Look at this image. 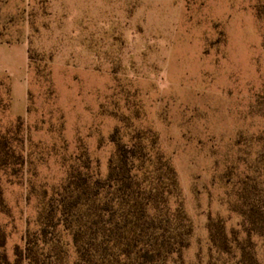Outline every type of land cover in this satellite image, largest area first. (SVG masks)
<instances>
[{
	"label": "rangeland",
	"instance_id": "374dc122",
	"mask_svg": "<svg viewBox=\"0 0 264 264\" xmlns=\"http://www.w3.org/2000/svg\"><path fill=\"white\" fill-rule=\"evenodd\" d=\"M255 2L0 0V41H25L29 54L27 101L12 110L0 85V136L9 131L24 158L15 175L0 171L10 260L40 228L43 192L79 157L107 174L120 129L124 142L154 132L177 173L192 224L181 264H264V239L248 237L244 223L264 218V24ZM211 233L227 237L228 253Z\"/></svg>",
	"mask_w": 264,
	"mask_h": 264
},
{
	"label": "trees",
	"instance_id": "16d2710c",
	"mask_svg": "<svg viewBox=\"0 0 264 264\" xmlns=\"http://www.w3.org/2000/svg\"><path fill=\"white\" fill-rule=\"evenodd\" d=\"M255 1L256 16L264 24V0ZM0 85L11 101L9 80L0 78ZM10 134L0 136V171L15 175L24 158ZM119 134L116 129L111 136L116 148L104 177L88 158L79 157L80 166L71 168L61 185L43 192L49 199L40 228L27 233L23 248L15 247L13 260L5 250L7 236L0 231V264H68L69 245L75 254L73 264L182 263L192 224L183 209L177 173L159 150L154 132L138 130L128 142ZM251 201L252 197L243 199L248 207ZM244 219L251 226L248 237L255 230L264 239V218L251 214ZM210 238L228 253L225 235L219 242L212 233ZM244 260L243 264H257Z\"/></svg>",
	"mask_w": 264,
	"mask_h": 264
},
{
	"label": "crops",
	"instance_id": "0c3cea01",
	"mask_svg": "<svg viewBox=\"0 0 264 264\" xmlns=\"http://www.w3.org/2000/svg\"><path fill=\"white\" fill-rule=\"evenodd\" d=\"M29 54L25 41H0V78H7L11 89V109L17 100L27 101Z\"/></svg>",
	"mask_w": 264,
	"mask_h": 264
}]
</instances>
